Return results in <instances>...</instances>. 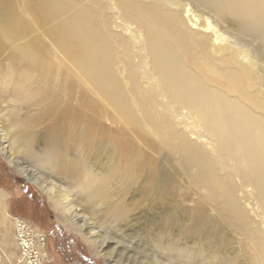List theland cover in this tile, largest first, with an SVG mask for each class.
Returning <instances> with one entry per match:
<instances>
[{
    "label": "bare ground",
    "instance_id": "1",
    "mask_svg": "<svg viewBox=\"0 0 264 264\" xmlns=\"http://www.w3.org/2000/svg\"><path fill=\"white\" fill-rule=\"evenodd\" d=\"M192 1L264 54V0ZM170 4L0 0V154L110 264H152L107 249L138 223L179 264H241L227 230L264 264L261 76Z\"/></svg>",
    "mask_w": 264,
    "mask_h": 264
},
{
    "label": "rangeland",
    "instance_id": "2",
    "mask_svg": "<svg viewBox=\"0 0 264 264\" xmlns=\"http://www.w3.org/2000/svg\"><path fill=\"white\" fill-rule=\"evenodd\" d=\"M165 1L168 4L172 2L170 5L181 4L187 21L194 29L201 28L203 25L204 30L213 35L221 45L237 49L245 65L247 67L253 65L252 69L259 73L261 88L264 89V54L259 42L246 36L242 37L233 24L218 20L201 10L192 0ZM118 56L122 57L120 53ZM103 123L109 125L110 120L103 119ZM32 172L36 175V172ZM178 188L180 190L178 193L191 194L188 185L183 180L179 181ZM136 212L137 210L130 214L134 215ZM149 212L152 213V211ZM208 213L210 216L214 214L210 208ZM151 216L149 214L148 217ZM60 217L50 206L42 190L16 172L0 154V264H29L30 261L40 262V264H110L89 244V241L82 235L75 234L76 229L74 230L68 219H59ZM16 220H23L41 235L30 238V247L22 248L17 244L14 238ZM133 227L140 229L139 235L136 233L133 235L135 239L123 236L124 226L116 227L123 230V234L116 228L110 231L119 237L115 236V239L108 242L107 249H111L113 255L117 250L124 248L123 257L128 252L131 257L135 251L133 254L135 260L143 261L144 258L150 257L152 264H179L173 258L169 260L165 255L166 252L158 248L156 235H159L160 229L148 224L140 226V223ZM227 232L229 233L227 236L233 242L231 248L227 250V256L232 257L237 254L238 261L243 264V237L231 230ZM160 245H166V241L161 242Z\"/></svg>",
    "mask_w": 264,
    "mask_h": 264
}]
</instances>
